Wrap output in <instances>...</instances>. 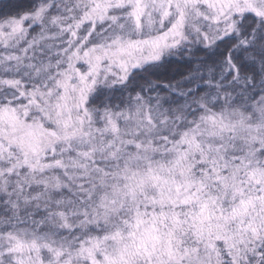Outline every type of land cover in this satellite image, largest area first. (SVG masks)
I'll return each mask as SVG.
<instances>
[{
    "label": "snow or ice",
    "instance_id": "1",
    "mask_svg": "<svg viewBox=\"0 0 264 264\" xmlns=\"http://www.w3.org/2000/svg\"><path fill=\"white\" fill-rule=\"evenodd\" d=\"M0 264H264V0H0Z\"/></svg>",
    "mask_w": 264,
    "mask_h": 264
}]
</instances>
